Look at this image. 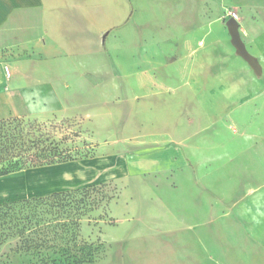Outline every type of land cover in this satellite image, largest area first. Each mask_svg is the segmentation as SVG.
<instances>
[{
  "label": "rangeland",
  "instance_id": "obj_1",
  "mask_svg": "<svg viewBox=\"0 0 264 264\" xmlns=\"http://www.w3.org/2000/svg\"><path fill=\"white\" fill-rule=\"evenodd\" d=\"M230 12L236 13L241 39L258 62V73L236 53L226 26L216 20L219 15L225 25ZM127 14L128 25L109 38L105 49L95 57L96 66L89 67L91 61L86 58L67 59L38 73L51 78L64 104L77 107L71 111L76 115L27 113L24 119L54 124V140L69 149L75 160L121 154L132 169L170 167L182 160L173 145L143 152L144 146L136 144L140 140L165 139L162 132L176 128L203 130L197 134L198 140L215 139L212 133L218 129L224 134L218 139L229 141L230 146L256 144L261 151L254 153L255 160L263 164L264 0H129ZM209 27L213 35H226L228 42L223 41L219 54L204 58L199 51L196 57L202 60L204 71L188 72L187 63L195 56L175 60L196 47ZM125 83H133V88ZM136 83H149L148 89H137ZM197 83L215 85L202 94ZM248 83H254L249 91L260 92L262 97L254 117H249L253 110L244 112L243 118L250 120L249 128L239 122L243 113L237 110L241 98L251 93L247 87L242 88ZM92 84L98 88H91ZM144 91L149 94L141 97ZM136 94L138 99L134 98ZM96 101L105 103L96 105ZM1 106L0 119L23 118L26 114L17 102ZM243 131H256V135L234 137ZM252 154L251 150L241 157L250 159ZM73 161L0 177V204L45 196L48 191L94 187L63 199L61 205L55 202L37 206L34 212L39 226L31 233L32 246L25 248L23 236L16 233L0 244V264H127L120 263L117 252L124 251L126 240L141 236L147 188L133 174L103 182L82 180L80 186L66 188L80 172ZM168 217L161 216L162 223Z\"/></svg>",
  "mask_w": 264,
  "mask_h": 264
},
{
  "label": "crops",
  "instance_id": "obj_2",
  "mask_svg": "<svg viewBox=\"0 0 264 264\" xmlns=\"http://www.w3.org/2000/svg\"><path fill=\"white\" fill-rule=\"evenodd\" d=\"M128 2L0 0L1 107L17 102L33 115H76L71 111L77 107L64 104L51 78L38 73L56 61L67 59L86 58L91 61L89 67L96 66L95 57L105 49L109 38L128 25ZM216 20L226 26L219 15ZM212 23L210 20L208 25L211 27ZM210 27L197 40L196 47L180 54L175 62H181L184 56L196 57L199 51L204 58L214 52L222 53V43L228 42V37L223 33L213 35ZM201 63L199 57L191 59L187 71H204ZM41 66L46 68L42 70ZM125 84L133 88V83ZM218 84L227 86V83ZM253 84L242 88L249 91ZM214 85L197 83L196 86L205 94ZM148 86L149 83H136L137 89ZM91 88L98 87L92 84ZM148 94L144 91L140 96ZM261 98V93L255 91L241 98L237 110L243 113L239 116L243 126L250 127V120L243 118L244 112L253 110L249 117H254ZM202 131L173 128L162 132L165 139L137 141L136 146H144L143 152L173 145L180 151L182 160L170 167L157 163V167L153 166L156 168L132 169L121 154L74 159L80 172L71 183L67 182L66 188L80 186L82 180L103 182L133 174L148 190L141 236L125 241L124 251L117 252L122 259L120 263L264 264V162L255 160L254 154H259L260 146H230L229 141L218 139L224 135L218 129L212 133L215 139L198 140L196 136ZM243 132L234 137L256 135V131ZM251 150L250 159L241 157ZM163 215L170 217L166 223H162Z\"/></svg>",
  "mask_w": 264,
  "mask_h": 264
},
{
  "label": "trees",
  "instance_id": "obj_3",
  "mask_svg": "<svg viewBox=\"0 0 264 264\" xmlns=\"http://www.w3.org/2000/svg\"><path fill=\"white\" fill-rule=\"evenodd\" d=\"M13 117L0 119V177L31 167H40L74 160L69 149L59 146L52 136L54 124ZM85 156V155H83ZM93 186V185H91ZM94 187L54 191L45 196L25 198L0 204V244L16 233L23 236L25 248L32 246L31 233L38 227L35 209L40 204L61 205L65 198H73ZM27 210V211H25Z\"/></svg>",
  "mask_w": 264,
  "mask_h": 264
},
{
  "label": "water",
  "instance_id": "obj_4",
  "mask_svg": "<svg viewBox=\"0 0 264 264\" xmlns=\"http://www.w3.org/2000/svg\"><path fill=\"white\" fill-rule=\"evenodd\" d=\"M225 25L230 36V42L236 49V53L241 56L249 65H251V67L258 73L260 71L259 64L252 54L247 50L243 40L241 39L239 33V23L236 18L229 17L225 21Z\"/></svg>",
  "mask_w": 264,
  "mask_h": 264
},
{
  "label": "built area",
  "instance_id": "obj_5",
  "mask_svg": "<svg viewBox=\"0 0 264 264\" xmlns=\"http://www.w3.org/2000/svg\"><path fill=\"white\" fill-rule=\"evenodd\" d=\"M229 14L231 15V17H234V18L236 17V13L234 12H230Z\"/></svg>",
  "mask_w": 264,
  "mask_h": 264
}]
</instances>
